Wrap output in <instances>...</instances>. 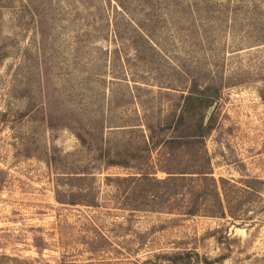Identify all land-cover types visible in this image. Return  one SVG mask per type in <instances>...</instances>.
<instances>
[{
    "label": "rangeland",
    "instance_id": "obj_1",
    "mask_svg": "<svg viewBox=\"0 0 264 264\" xmlns=\"http://www.w3.org/2000/svg\"><path fill=\"white\" fill-rule=\"evenodd\" d=\"M195 84L221 88L216 129L169 164L148 126ZM168 169L225 180L222 204L164 195ZM185 252L264 264V0H0V264Z\"/></svg>",
    "mask_w": 264,
    "mask_h": 264
},
{
    "label": "trees",
    "instance_id": "obj_2",
    "mask_svg": "<svg viewBox=\"0 0 264 264\" xmlns=\"http://www.w3.org/2000/svg\"><path fill=\"white\" fill-rule=\"evenodd\" d=\"M220 94L221 88L211 86L200 88L196 84L191 87L187 94L183 97L180 111L174 116V118L161 124L148 126L151 135L150 144L152 148L162 147L168 155L167 162H169V164H173L174 157L178 153L186 152L189 150H202V148L206 144V139L216 129L217 123L216 118L214 117V113L208 117L204 113L208 112L211 108L214 107V104L220 98ZM79 138L82 142H84V137L82 135L79 134ZM99 154L100 157H104L105 152L103 151V149L99 150ZM183 171L186 170L184 169ZM165 172L168 174V177L164 180L151 179L150 177H147V180H149V182H151L153 185L160 186L162 188L164 195L169 197L174 195L178 182H182L183 184H185L186 181H191L192 185H189L190 191L188 194L186 193L184 195L185 198H187L189 194L196 192L198 188H201L202 192H199V199L214 197L217 200L218 204H222V197L219 193V184L224 183L225 180H217L213 176H210V174L212 173H200L202 174V177L194 180L193 177L187 179V177H185V174L188 173L186 172L178 173L174 172V170L171 169L165 170ZM145 180L146 178L137 180L136 184H140L139 182H143ZM193 182L195 185L193 184ZM196 182H200V184ZM203 182H206V184H208L205 189L202 188ZM74 199L69 203L70 205H77L78 201ZM185 215L194 216L196 214L195 211L191 210ZM208 215L215 216L216 214L212 213ZM103 239L105 238L99 233L95 236V242H93V244L98 242L99 240L102 241ZM91 249L95 250V248ZM193 258L199 260L200 256L197 252L174 254L171 258V263L172 260H178L180 263L186 264ZM223 259L224 258H219L218 260ZM173 263L175 264L176 262ZM61 264L66 263L62 262Z\"/></svg>",
    "mask_w": 264,
    "mask_h": 264
}]
</instances>
